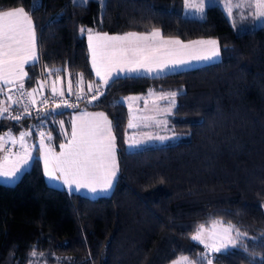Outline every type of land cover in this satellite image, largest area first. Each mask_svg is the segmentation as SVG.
<instances>
[{
    "label": "trees",
    "instance_id": "1",
    "mask_svg": "<svg viewBox=\"0 0 264 264\" xmlns=\"http://www.w3.org/2000/svg\"><path fill=\"white\" fill-rule=\"evenodd\" d=\"M249 5L235 8L242 12H234L233 26L215 3L196 18L181 14L182 0H0V11L23 7L33 21L38 63L24 66V90L37 89L44 73L65 74L70 93L84 96L72 107L48 106L39 125L59 140L53 119L80 106L103 110L117 162L110 192L95 197L46 183L39 159L12 184L0 182V264H165L184 253L196 259L202 247L190 235L212 220L242 233L212 253L214 261L264 264V22L254 24ZM153 28L181 40L213 38L219 58L163 74H122L95 93L85 31ZM148 90L176 93L167 117L176 137L127 149V112L117 98ZM6 128L20 126L0 116V132Z\"/></svg>",
    "mask_w": 264,
    "mask_h": 264
},
{
    "label": "snow or ice",
    "instance_id": "2",
    "mask_svg": "<svg viewBox=\"0 0 264 264\" xmlns=\"http://www.w3.org/2000/svg\"><path fill=\"white\" fill-rule=\"evenodd\" d=\"M239 6L238 4L237 7ZM256 7L257 9L264 8V0H257ZM199 8L202 10L203 4L199 5ZM257 16L258 18H264V11H258ZM149 35L159 36L160 33L159 31H153ZM148 38V36L136 33L112 37L107 34L102 36L89 34L88 40L92 53V66L104 85L109 84V79L113 81L119 79V73H117L116 77L111 76V67H118L120 72H124L126 69L128 74L136 75H139L140 69H144L149 73L154 70L150 63H148L150 60L148 56H144L143 59H128L129 53L135 55L138 52L142 53L145 51L148 45H141L140 41H146ZM166 43L179 44L180 42L167 41ZM206 43L214 46L212 50L207 54H192V59L210 60L219 55L218 50L215 48L216 41L212 40ZM29 61H32L30 67H35L38 63L33 21L23 7L0 12V81H3L4 85L21 81L18 85V90H21V95H24L22 91L24 89L23 81L28 76V73L24 70V65ZM184 63H186L184 60L173 62L174 66ZM101 67H107L109 71L102 74ZM155 70L163 72L167 70V65H157ZM28 79L31 80L32 78L28 77ZM69 88H71V82L69 83ZM89 90H92L91 85H89ZM36 91L37 89H33L27 95L31 97ZM96 91L99 92V86H97ZM53 93H56L55 88H53ZM60 95H63V93H60ZM170 95L175 97L176 93H171ZM8 99L10 100L11 96ZM93 99H97V96L94 95ZM46 102L47 100H45ZM170 104L174 105V100L170 101ZM65 106L72 107V105H68L66 102ZM8 111V107H5L0 114L7 113ZM25 112H27V106H25ZM11 118L19 121L21 116L17 115ZM45 119H47V114L45 115ZM59 123L62 125L63 121ZM129 127H135V125L130 121ZM26 135H30V133H20V145L24 150L23 162L25 164L29 162V157H31V151L25 144ZM44 135L43 132L40 133L41 140L39 147L33 146V150L37 155L31 158L38 160L41 149H46L43 157L46 176L56 180L62 179L63 183L68 185L69 188L75 185V189L87 188L93 193H96L98 189L101 192L107 191L113 186V178L116 176L117 167L115 160V137L112 135L111 121L103 113L95 114L90 121H85L79 126L73 123L71 139L67 144L60 145L61 152L59 155L54 154L50 147L44 145ZM8 136L12 140V143L15 144L16 140L11 136V133H8ZM48 139H52L50 134ZM160 139H163V137H160ZM57 173H59L58 176ZM13 175L15 173L10 171L0 172V176L3 177ZM217 223L224 224L223 221H214L213 225ZM203 229L204 226L201 225L197 235H194L192 239L204 243V240L201 239ZM233 230L234 226L231 224L224 226L221 234H217L213 230L210 237L213 243L205 244V247L211 248L214 252H221L222 249L226 251L228 244H235V241L230 236ZM237 235L239 236L238 230ZM217 240L220 242L218 246L216 244ZM33 255H36V253H33ZM185 260L186 258L181 257L179 261H174V264H182V261ZM208 264H212V261L209 260Z\"/></svg>",
    "mask_w": 264,
    "mask_h": 264
},
{
    "label": "rangeland",
    "instance_id": "3",
    "mask_svg": "<svg viewBox=\"0 0 264 264\" xmlns=\"http://www.w3.org/2000/svg\"><path fill=\"white\" fill-rule=\"evenodd\" d=\"M247 2L248 3L250 2L251 5L253 6L251 11L254 16V24L257 25V24L263 23L264 18H258L257 12L264 11V8L257 9L256 7L257 0H187V3H186V0H182L181 14L187 15V16H193L196 18H201L204 14L205 7L209 4L215 3L221 7L229 23L234 26L236 22L235 20L236 16L234 12H237L238 14H241L242 12L239 8L237 9L235 8L237 7L238 4L240 5V4L247 3ZM201 4H203L202 10L199 8V5ZM15 8H19V7H14V9ZM155 30L159 31V29L157 28H155ZM153 31H151L150 33H152ZM150 33L146 34L145 36H148L149 37L148 40L150 42H153V44H150V46H148L146 50L150 52L154 51V53H156L157 55L148 56L150 58L148 63H150L153 69H155L157 65H167V70L163 72H157L153 70L148 75L163 74V73L170 72V71H175V70H179V69H183L187 67L197 66V65H201L204 63L217 60L219 58V55L211 58L210 60H203V59L196 60V59L191 58L192 54H207L208 52H210L212 48L214 47L211 44H208L206 46L202 44H200V46L198 45L191 46L193 41L191 42L187 40H181L176 37L175 41H179L180 42L179 44L173 43L171 45L164 46V44L161 43L162 41L160 40L158 41L156 39V36H150L149 35ZM171 37L173 36H170V38ZM211 40H214V39H211ZM177 47H181V48H177ZM215 48L218 50L217 44L215 45ZM36 53H37V48H36ZM177 60H184L186 61V63L182 65L174 66L173 62ZM114 72L115 74H111V75L115 76L117 75L116 73H119V75H122L120 70H114L113 73ZM124 74H128L127 71ZM139 74H142V73L140 72ZM53 83H56L58 85L56 93L58 94L60 93L65 94V92L70 93L71 89L68 87L69 82L67 80V75L65 74L61 76V75H52L49 73H47L46 75L44 73V76H41L38 80L39 86L37 90L38 91L44 90V87H43V84H44L45 88L48 91L53 93V87H52ZM66 83L68 85H65ZM62 84L63 86L67 87V90H64V91L61 90ZM11 85L12 84L4 85L3 81H0V89H2L0 90V92L2 94H6L8 88ZM102 85H103V81L100 79L97 85L99 86V90ZM97 86H95V93L97 92L96 91ZM27 91L29 92L30 89L28 88ZM81 93L82 91L80 90L76 92V94L78 95H80ZM171 93H174V92L148 90L145 93L127 94V95L119 96L117 98V100L125 104L126 112H127L125 131L123 135L124 145L127 149H132V148L144 145V144L160 143L166 140L174 139V137H176L175 133L172 131L171 127L169 126V123L167 120V117L171 113L172 108H173V104H170V101L174 100L175 102V97H172L170 95ZM97 113H103L107 117V115L105 114L103 110L89 109L84 106H80L76 110L71 111L67 119H64L63 117L58 118V119H53L52 122L56 124L55 126L57 129L59 140H54V136H53L54 132H52V130H49L47 127H42L38 123L35 129H27V130H20V131L18 130L14 134L12 133L11 128H6V130L5 131L3 130V131L6 132L5 137H9L8 133H11V136L14 137L15 140L19 142H20L21 132L30 133V135L25 136V144L31 151V157H34L37 155V153L33 150V146L39 147V142L41 140L40 133L43 132L45 134L43 137L44 145H47L48 147H50L54 154L59 155V153L61 152L60 145L67 144L68 141L71 139L73 123L79 126L81 123L85 121H90L92 117ZM107 119L109 120L108 117ZM60 121H63L62 125L59 123ZM130 121L135 125V127H131V128L129 127ZM49 134L52 137L51 140L48 139ZM160 137H163V139H160ZM9 141H12V140L9 138ZM45 151L46 149H41L39 153V161L41 163V169H42L44 180L46 183L50 185L61 186V182L63 183L62 179L56 180V179L50 178L45 175L44 160H43ZM23 156H24V150L22 148L20 152L16 154H4V153L0 154V172L10 171V172L15 173V175L9 176V177L0 176V182L12 184L18 178L19 174L24 169L28 168L32 158L29 157V162L25 164L23 162ZM50 159H51V154H50ZM115 160H116V157H115ZM116 166H117V162H116ZM116 171H117V167H116ZM58 175L59 173H57V176ZM114 179L115 177L113 178V182H114ZM66 189H68V191L81 193V194H84L90 197H95L97 195H106L111 190L110 188L107 191L101 192L98 189L96 193H93L89 191L87 188L75 189V185H72L71 188H69V186L66 185ZM262 207L264 210V201L262 202ZM214 221H220V220H212L211 222L203 225L204 229L201 234V239L204 240V243H200L199 241H195L192 239L194 235H197L198 231L200 230L201 225H199L195 229V231L192 232V234L190 235V238L193 241L200 244L202 247V251L199 254H197L196 259L195 258L193 259L191 256L184 253V254L177 255L176 257L172 258L165 264H174V261H179L181 257L186 258L185 261H182V264H199L198 257H201L200 264H208L209 260L212 261V264H218L211 257V254L214 253V251H212L211 248L205 247V244L213 243L212 239L210 238L213 230L217 234H221L223 227L231 223L224 222L223 225L219 223L213 225ZM241 234L242 233L239 232V236ZM230 236L236 242L239 236L237 235V229L235 227H234V230L230 233ZM219 243H220L219 240H217L216 241L217 246L219 245ZM232 245L233 244H228L227 247H230Z\"/></svg>",
    "mask_w": 264,
    "mask_h": 264
},
{
    "label": "built area",
    "instance_id": "4",
    "mask_svg": "<svg viewBox=\"0 0 264 264\" xmlns=\"http://www.w3.org/2000/svg\"><path fill=\"white\" fill-rule=\"evenodd\" d=\"M44 90L37 96H31V100L27 95L26 90H22L24 95H21V90H18V85L10 86L8 89V96H11L12 106L8 108L7 113H2L0 116H4L10 121L19 123L20 130L35 129L38 121H43L42 113L45 108L50 105H64L65 102L68 105H75L84 96L76 93L65 92L63 95L58 93H52L43 86ZM79 96V99H78ZM45 100L47 102L45 103ZM17 101H19L17 103ZM33 101H35L33 103ZM25 106H27V112H25ZM2 112V109H0ZM21 116L19 121L12 119L11 117ZM25 125H24V122ZM39 124V123H38ZM21 150L20 142L16 140L13 144L12 141L6 140L2 143V153L4 154H16Z\"/></svg>",
    "mask_w": 264,
    "mask_h": 264
},
{
    "label": "crops",
    "instance_id": "5",
    "mask_svg": "<svg viewBox=\"0 0 264 264\" xmlns=\"http://www.w3.org/2000/svg\"><path fill=\"white\" fill-rule=\"evenodd\" d=\"M12 9H14V8H9V9H5V10H1L0 12L12 10ZM153 30L154 31H158V30H155V28H153V29H151L149 31H145V32H139V31H124V32H120V33H106V32H99V31H93V30H86L85 31V39H86V45H87V51H88V59H89L90 67L92 69V72H93L94 77L97 78L98 81H100V77H98L96 75V70L92 66V53H91V49L89 47V40H88V36L89 35L88 34L91 33L93 36H96V35H101L102 36L104 34H107L108 36L112 37V36H124V35H126L128 33H136L138 35H144L145 36L146 34L150 33ZM162 36L163 35L160 33L159 36H156V39L158 41L159 40L162 41L161 43H163L164 46L173 44V43H166V42L167 41H175V38H176V37H171L170 38V36H163V37ZM130 39H134V38H130ZM211 39H213V38H210V37H197V38L188 39L187 41H191V42L193 41L192 44H191V46H197V45L200 46V44L206 46V45L209 44V43H206V42L207 41H212ZM35 41H36V34H35ZM93 42L95 43V41H93ZM201 42H204V43H201ZM140 43H141V45H148V46H150V44H153V42H150L149 40L140 41ZM177 48H181V47H177ZM146 49H145L144 52H142V53L141 52H138L135 55L133 53H129L128 54V59L129 60L143 59L144 56H154V55H157L156 53H154V51L150 52V51H148ZM37 56H38V53H37ZM29 62H32V61H29ZM114 70H119V68L118 67H116V68L115 67H111V74H115V72L113 73ZM140 70H141L140 72L142 74H150V73L146 72L144 69H140ZM108 71H109V68H107V67H101L102 74H105ZM154 71H156V70L154 69ZM116 72H118V71H116ZM125 72H126V69H125L124 72H121V73L124 74ZM111 76L113 77L114 75H111ZM19 82H21V81H16L15 83H19ZM65 85H68V84L66 83ZM52 87L55 88V90H57L58 85L56 83H53L52 84ZM70 89H68V90H70ZM61 90L62 91L67 90V87L63 86V84H62ZM36 92H37L36 93V95H37L40 91L37 90ZM10 106H11L10 105V101L8 100L7 95L6 94H2L0 92V109H3L5 107H8L9 108ZM50 110L51 109L47 110L46 113H48ZM4 131H2V133H0V154L2 153V143L4 141H6V140H9V137H5L6 132H4ZM11 131H12L13 134L16 133L13 129ZM58 187H63L66 191H68V189H66V185L64 183H62V182H61V186H58Z\"/></svg>",
    "mask_w": 264,
    "mask_h": 264
}]
</instances>
